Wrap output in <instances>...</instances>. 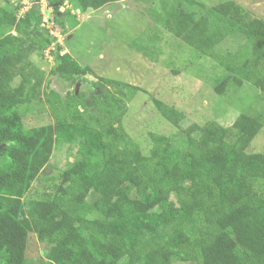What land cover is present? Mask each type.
<instances>
[{"label":"trees","instance_id":"16d2710c","mask_svg":"<svg viewBox=\"0 0 264 264\" xmlns=\"http://www.w3.org/2000/svg\"><path fill=\"white\" fill-rule=\"evenodd\" d=\"M61 1L51 0L59 12ZM112 1L76 4L85 10ZM210 12L216 24L209 13L177 10L175 36L229 72L220 93L230 81L252 82L264 93V19L235 0ZM32 21L29 12L17 18L0 9V29L7 24L18 33L0 38V146L7 142L0 149V264H264V153L247 151L264 112L241 113L233 143L226 139L230 128L215 120L184 128L180 144L150 132L145 154L122 123V87L131 84L103 78L90 94L77 85L64 97L45 92L54 122L26 129L17 106L39 97L45 78L29 58L47 40L30 31ZM233 33L241 37L238 47L219 52ZM58 58L72 66L59 64L51 74L76 81L85 73L70 54ZM153 102L172 123L183 120L174 106ZM58 143L75 147L76 160L42 198L22 200ZM31 233L51 244L50 262L28 256Z\"/></svg>","mask_w":264,"mask_h":264},{"label":"rangeland","instance_id":"374dc122","mask_svg":"<svg viewBox=\"0 0 264 264\" xmlns=\"http://www.w3.org/2000/svg\"><path fill=\"white\" fill-rule=\"evenodd\" d=\"M46 1L0 0V9L15 13L17 18L31 13L30 31L39 29L47 38L42 42L44 48L29 57L43 70L45 78L40 96L17 106L24 128L54 122L53 109L45 92L55 89L64 97L79 84V88L90 94L92 84L101 83L103 78L131 84L122 87L128 93L122 123L145 154H149L152 147L150 132L164 134L180 144L184 128L192 123L202 125L215 120L230 128L226 139L233 143L241 134L233 125L239 115L264 112V93L252 82L245 81L242 86H237L230 81L223 93L217 91V85L229 76V72L189 45L182 44L172 29L177 10L211 15V8L224 0H194L197 4L191 3L192 0H115L85 10L77 7L76 0H62L57 4L63 13L56 10L51 0L47 5ZM235 1L245 7L249 16L264 19V0ZM211 17L212 24H216L217 16ZM9 32L18 35L10 25L3 24L0 38ZM240 40L241 37L233 33L221 43L219 52L236 49ZM65 53L85 70L84 74L76 76V81L51 74L59 64L72 66L68 61L60 62L58 55ZM18 82L16 78L14 84ZM153 98L181 111L184 116L180 124L166 119ZM6 144L2 143L0 149ZM70 146L68 143L55 144L49 163L42 168L32 182L31 191L22 200L40 199L54 183L60 182V173L77 158L76 148ZM247 151L264 153V127L258 131ZM127 191L130 190H123ZM50 246L49 241H41L31 233L28 256L49 261Z\"/></svg>","mask_w":264,"mask_h":264},{"label":"built area","instance_id":"2783aa9c","mask_svg":"<svg viewBox=\"0 0 264 264\" xmlns=\"http://www.w3.org/2000/svg\"><path fill=\"white\" fill-rule=\"evenodd\" d=\"M41 3L45 2V0H40ZM48 2H50V0H48ZM48 2L46 1V5L48 4Z\"/></svg>","mask_w":264,"mask_h":264},{"label":"water","instance_id":"95a60500","mask_svg":"<svg viewBox=\"0 0 264 264\" xmlns=\"http://www.w3.org/2000/svg\"><path fill=\"white\" fill-rule=\"evenodd\" d=\"M79 89V84H77V90Z\"/></svg>","mask_w":264,"mask_h":264}]
</instances>
